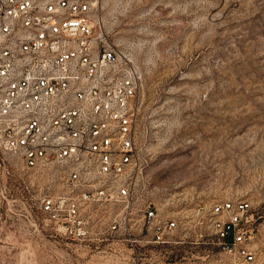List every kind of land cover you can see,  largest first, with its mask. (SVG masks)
I'll return each instance as SVG.
<instances>
[{"label":"built area","instance_id":"1","mask_svg":"<svg viewBox=\"0 0 264 264\" xmlns=\"http://www.w3.org/2000/svg\"><path fill=\"white\" fill-rule=\"evenodd\" d=\"M99 2L0 0V152L30 178L37 210L62 238L99 247L111 236L137 257L212 244L220 260L251 264L249 200H152L143 74L107 40ZM0 173H10L1 158Z\"/></svg>","mask_w":264,"mask_h":264},{"label":"rangeland","instance_id":"2","mask_svg":"<svg viewBox=\"0 0 264 264\" xmlns=\"http://www.w3.org/2000/svg\"><path fill=\"white\" fill-rule=\"evenodd\" d=\"M107 40L144 79L140 138L150 196L251 202L264 264V0H100ZM0 264H229L212 244L139 257L111 236L99 247L55 234L14 157L0 152Z\"/></svg>","mask_w":264,"mask_h":264}]
</instances>
